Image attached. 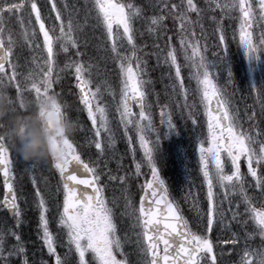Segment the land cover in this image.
I'll use <instances>...</instances> for the list:
<instances>
[{
  "label": "rangeland",
  "instance_id": "rangeland-1",
  "mask_svg": "<svg viewBox=\"0 0 264 264\" xmlns=\"http://www.w3.org/2000/svg\"><path fill=\"white\" fill-rule=\"evenodd\" d=\"M20 2L21 0H0V7H4L9 3ZM27 2L30 6L31 0H27ZM35 2L41 9L42 18H45L46 27H50L53 23L59 25L60 21H55L54 19L55 13L50 11L52 0H35ZM114 2L124 3L125 1L114 0ZM158 2L166 3L170 6L168 9H172L165 22L164 18L162 25L156 27L155 31L150 32L149 17L145 19L147 24L145 22L139 23V18L133 24L136 55L143 61L140 64L139 78L145 81L142 91L145 92L146 104L150 106L146 111V115L151 116L159 136L154 149V161L165 185L183 209L190 227L192 225L196 231L203 233L207 237L217 236L218 230L215 226L217 221H219V217H216V223L211 233L207 232L205 222L200 219V217H205L208 210V189L202 173L199 147L201 143H203L205 148L211 146L208 132L209 116L206 104L202 102V86L194 78L195 69L192 66V61L185 58L181 38L182 35L186 36L188 41L187 54L189 56L192 55V45H196L201 54L206 57L208 67L212 73L210 78L213 79V82L221 91L224 90L227 96L225 98L230 101L229 109H234L235 112H240V110L247 108L249 103H255L260 109L257 92L252 91V93L247 89L248 83L251 84L252 77L256 73L254 69L258 67L256 64L257 56L246 54L240 42L241 16L239 9L230 11L216 6L217 3L223 5L228 3L229 0H193L197 11H191L187 8V0H158ZM55 3L65 23L71 18L80 27L74 33L78 42L76 48L70 46L69 51L65 53L56 49L59 44L55 46L54 50L57 54L52 74L54 76L53 81L73 78L75 83L78 82L74 68L66 67L71 62L78 61L88 69L84 74V78L90 81L89 87L93 91L98 86L100 87L101 96L99 103L101 106L106 107L111 129L110 133L103 131L101 133L100 140L104 146L103 154L95 148L93 143L96 139L95 130L91 120L88 118L86 109L81 108L78 102H67L68 97H73L72 92L67 91L64 86L56 90L52 85L50 94L56 95L60 104L65 108V112L77 124L75 133L69 138L76 149V153L84 159L92 161L93 163L91 162V164L93 166L97 165L102 168L101 180L106 189V197L104 199L108 206L112 208L113 220L116 224L115 235L122 243V249H114V254L118 260H124V256L131 254L130 258L141 264V253L138 257H135L131 250L133 242L136 244V233L139 230L138 228H133L134 218L125 213L131 210L126 209V204L129 200L134 207V193L136 190H141L151 171L146 163L143 149L140 147L135 128L129 125L126 136L124 125L120 120V113L117 111V107L121 102V89L123 87L119 60L113 59V54L110 50L111 41L107 39L103 27L95 19L96 13L93 9V0H55ZM129 3L140 7L139 0H131ZM247 3L251 5L255 16L251 23L252 26L247 31L251 33L252 45L260 49L258 56L262 60L264 56V20L260 19L259 0H247ZM174 5L176 7H173ZM29 11L30 7L26 8L23 16L25 26L29 32L34 29L37 33L35 43L31 48H27L26 57L22 60H17L14 53L11 54L10 63L5 67L6 75L0 76V80L5 85L10 82H16V88L12 85L8 88L13 92H17V84L20 86L22 83L23 86L21 88L24 89L22 98L25 101V105L34 106L35 93L28 90L30 84L26 82L25 77L33 67V56H36L42 63L43 58H46V52L42 51L43 34L39 32V25L35 22L34 13H32L31 25L28 24ZM185 12L188 23L186 32L182 34L181 20L177 17ZM49 16H51V19L48 18ZM142 16H145V14L143 13ZM14 19L16 20L15 17L11 19L7 16L5 17L6 28L11 30L12 38L15 40L10 23V20L14 21ZM14 25L19 26L21 29L20 24L15 21ZM221 29L227 43L226 51L220 50V47H218ZM20 32L22 33V29ZM56 34H59L58 29ZM7 35L6 31L4 37L6 46ZM36 44L41 46L40 49L36 48ZM123 51L128 55H131L132 52L126 40L124 41ZM170 51H174L177 57V65L181 70L180 80L183 82L186 96L179 88L180 80L175 78V66L170 67V58L168 63L165 62ZM77 52H79V55H77ZM259 63V66L263 65L262 61ZM13 64L16 65L15 71L17 75L15 79L10 81L9 77L13 73L11 65ZM132 66L135 71L137 67L135 59L132 60ZM254 77L257 79L256 75ZM218 80L219 82L221 81L222 87L218 84ZM262 81L264 83L263 78ZM174 85L175 88L173 87ZM262 87L264 88V86ZM209 91L211 93V89ZM17 104L20 105V102H17ZM20 110L25 111L26 109L25 107H20ZM132 112L133 119L139 120L140 111H137L133 106ZM169 114L175 125L173 128H169L166 123H161L162 118L166 120ZM193 120H195V123H193ZM238 122H240V119H238ZM239 124L242 125L243 122ZM241 128L240 126L239 130ZM110 135L115 141L111 147H109L108 143ZM128 137H132L131 143H129ZM148 138L155 140V133H152ZM193 144L195 145L193 146ZM7 147L9 149V159L12 161L11 173L13 179L11 183L16 193V203L21 211V223L17 224L16 217L9 219L0 204V229L12 230L20 236L24 255L8 257V251L17 243L15 236H8L5 243L4 257H7V264H24L25 260H27V264H56V257L49 254L47 246L41 238L42 231L40 229V213L37 208L36 189L39 188L40 193L47 201L49 230L55 238L56 253L63 257L64 253L68 251V237L66 230L62 229L58 223L59 212L62 211L64 198L59 172L55 169L53 160L24 161L9 143H7ZM225 156L227 157V154ZM105 163L107 167L104 166ZM138 163L141 165L139 173H137L136 169V164ZM209 168L210 171H214L211 164ZM233 170L231 160L227 157L225 173L231 174ZM110 176L125 177V180H112ZM127 176H131L132 179L129 181L130 184L127 186L126 193ZM33 177L36 179L35 185L33 184ZM136 178L138 179L137 181ZM248 178L249 181H245V186H249L247 189L255 190L254 192L259 191L260 189L256 187V179ZM136 183L138 184V189L135 186ZM213 191L218 211L224 212L230 218H232L233 212H239L240 204L229 203V201H238L235 198L238 195H233L230 190L223 189L218 184ZM254 192L250 197L254 198ZM1 197L2 188L0 182V202ZM263 198L262 201L264 200ZM253 203H256L254 199ZM245 208L246 205L243 204L242 209ZM27 213H29L28 219L26 217ZM237 219H240V217L238 216ZM29 222H31V228ZM225 225L226 217L224 215V220L220 226ZM237 234V237L233 234L229 236L231 239H235L236 253L234 255L235 260L228 264H241L246 250L251 253L264 247V240L258 233V240L252 246H247L246 241L249 238H253V234H248L245 229H238ZM238 243L240 244L239 246H237ZM219 244L226 252L231 250L225 246L226 243L219 241ZM229 246L232 247L233 245L230 244ZM121 251L123 255H121ZM72 259L75 264L78 256L74 255ZM86 259L89 264H96L91 253L86 254ZM258 259L254 255L248 256L250 261H258ZM211 262L209 264H212ZM0 264H6L4 258H0Z\"/></svg>",
  "mask_w": 264,
  "mask_h": 264
},
{
  "label": "snow or ice",
  "instance_id": "snow-or-ice-1",
  "mask_svg": "<svg viewBox=\"0 0 264 264\" xmlns=\"http://www.w3.org/2000/svg\"><path fill=\"white\" fill-rule=\"evenodd\" d=\"M154 7L157 5H153ZM217 7L227 10L239 9L242 13L240 24V42L242 43L245 53L256 57L260 49L254 47L251 43V33L247 28L255 19L251 5L247 0H229L223 5L217 3ZM30 7L28 15V24L32 23V13L35 14V22L39 25V32L43 34L42 51L46 52V58L43 62L33 56V67L29 71L25 80L30 84L29 91L35 93V101H39L42 96H50L52 99V110L48 113L50 117H58L61 114L62 106L56 102V95L50 94L53 85V68L55 66V46L59 44L60 50L67 53L69 47L76 48L78 46L77 39L74 33L80 25L73 22L70 18L67 23L62 20L61 12L57 8L55 0L51 2V12L55 13V21H60L59 25L53 23L50 27H46L45 18H42L41 9L37 6L35 0H31L30 6L27 0H21L20 3H9L4 7H0V76L6 75L5 65L10 63L12 48L16 41L12 38L11 30L6 28L5 17L9 19L15 17L17 23L22 29L23 43L28 47H32L35 43L36 31L33 29L29 32L25 26L23 12ZM173 7H176L175 5ZM260 19L264 20V0H259ZM187 8L191 11H197L193 0H187ZM93 9L95 10V19L97 23L103 27L106 37L111 41V53L113 59L119 60L121 70L122 89L121 102L117 107L120 113L121 123L124 125L125 135L128 134L129 125L135 128L139 138L141 149H143L146 163L148 164L152 181L147 184L146 192L141 197V204L138 211L132 206L129 200L126 204V209H131L125 214L134 218L133 228H138L136 233V243L141 253V264H200V258L209 256L213 253V243L205 235H197L188 228V223L183 216L179 214L177 208L167 200V188L165 182L160 176L158 167L154 161V149L159 139L158 131L155 129L151 116L146 115L147 109L150 107L146 104L145 92L142 91L145 81L140 79V64L143 63L136 55V44L134 39V21L140 18L144 9L131 3H119L114 0H93ZM51 19V16L48 17ZM181 20V33L186 32L187 14L181 13L178 17ZM150 20L149 31L153 32L156 27L162 25L163 16H152ZM57 29L59 34L57 35ZM122 30V31H121ZM7 31V47L5 45V32ZM131 47V55L123 51L124 41ZM220 50L226 51L227 43L221 29L219 35ZM181 45L184 48L185 58L192 61V66L195 69L194 78L198 84L202 86V102L206 104L216 97L217 107L213 111L218 115H212L208 112L209 124L208 132L210 137V147L205 148L203 143L199 147L200 161L202 165V173L207 183V198L208 210L205 217H200L205 222L207 232L213 231L216 217L222 223L224 213L218 211L213 191L218 184L221 188L230 190L233 195H238L241 201L246 205L245 211L250 213L251 219L256 225V233L264 237V204L260 208L253 206V197L248 195L245 188V179L240 171L241 157H245L248 164V171L253 178L256 179V187L261 190V195L264 196V178L258 175L257 168L253 167L255 163L257 167L264 164V141L258 140L259 136L264 135V131H257L253 136L249 132L239 130L238 123L239 114H231L229 111L230 101L223 99L221 101L222 92L211 79V70L208 67L206 57L201 54L196 45H192V55L187 54L188 41L186 36L182 35ZM40 45L36 44V48L40 49ZM218 54V53H217ZM79 55V52H77ZM170 67L175 66V78L180 80L181 70L177 65V57L174 51L168 53L166 63L169 62ZM137 62L136 70L132 66V60ZM13 69L12 76L9 80L16 78V65H11ZM68 68H74L75 77L78 81L80 91V102L87 111L88 118L91 120L95 130L96 139L93 141L95 148L101 154L104 153V146L100 140L101 133L111 132L109 120L105 106H101L99 98L101 90L98 86L93 91L89 85L90 81L84 78V74L88 69L80 62H71L66 65ZM106 84V82H105ZM175 88V85L173 86ZM179 88L186 96L184 85L180 80ZM211 89V93L210 90ZM253 89H256L253 86ZM24 89L17 84V94L20 97V106H25L23 97ZM257 99L260 101L259 114L252 112L248 116L249 121L257 119V115L261 120H264V90H257ZM135 102L140 108L139 120L133 119L131 104ZM254 107V106H253ZM161 123H166L169 128L175 125L172 122L170 114L165 120L162 118ZM195 123V120H193ZM259 129V123L253 125ZM155 133V140H150L148 137ZM129 143L132 142V137H128ZM7 140L0 137V171L3 173L4 183L6 186V194L4 203L8 211L12 212L17 219V224L21 223V211L16 203L17 197L10 182L13 177L11 173L12 161L9 159V149ZM109 147L113 146L115 141L110 135L108 138ZM259 143V151L253 146ZM64 144L67 148V159H53L54 167L59 172L64 198L62 211L59 212L58 223L62 229L66 230L68 237V251L61 257L56 253L55 238L49 230L48 206L47 201L40 193L39 188L36 189L38 198L37 208L39 209V222L42 231V240L47 246L48 252L56 257V264H74L72 257L78 256L75 264H89L86 259V254L91 253L96 264H127V258L118 260L114 254L115 250L122 249V243L116 237V224L113 220V211L103 198V188L100 186V175L97 167L89 163H85L70 140L65 139ZM222 153H226L231 160L233 171L231 174L225 173V162L221 159ZM214 168L210 171L209 165ZM107 167V164L104 165ZM141 165L136 164L137 173H139ZM82 170V172H81ZM110 179L121 181L125 177L110 176ZM33 184H36V179L33 177ZM83 186V188H81ZM91 189V194L87 191ZM227 195V192H226ZM151 196V200H149ZM231 203V201H229ZM239 212H233L232 219L236 220ZM227 227V225H226ZM251 235V234H250ZM8 236H15L17 243L8 251V257L13 255H24V248L21 243V238L12 230L0 229V258H4L7 264V257H4L5 243ZM235 243V239L232 241ZM162 246V247H161ZM161 252L163 255H161ZM121 255L123 252L121 251ZM249 255L259 257L264 256V253L253 251L249 253L245 251L242 257L241 264H264V261H250ZM212 264H216L215 255L211 256ZM27 264V260L24 261Z\"/></svg>",
  "mask_w": 264,
  "mask_h": 264
},
{
  "label": "clouds",
  "instance_id": "clouds-1",
  "mask_svg": "<svg viewBox=\"0 0 264 264\" xmlns=\"http://www.w3.org/2000/svg\"><path fill=\"white\" fill-rule=\"evenodd\" d=\"M56 102L60 104L57 98ZM20 107L0 80V137H4L24 161L67 159L64 141L77 129L67 112L62 110L58 117H50V96H42L34 106L25 105V111H20ZM257 252L264 253V247ZM259 260L264 261V256Z\"/></svg>",
  "mask_w": 264,
  "mask_h": 264
},
{
  "label": "water",
  "instance_id": "water-1",
  "mask_svg": "<svg viewBox=\"0 0 264 264\" xmlns=\"http://www.w3.org/2000/svg\"><path fill=\"white\" fill-rule=\"evenodd\" d=\"M217 107H221V105H217V103H216V97H214V98L211 99V102L209 104V110L212 112V115H214V116L215 115H218L217 112L213 111ZM81 172H82V170H81ZM0 177H1L2 184H3V189H4V194H3V199H2V205L7 209V207H6L5 203H4V198H5V194H6V186H5V183H4V177H3L2 171H0ZM151 181H152V179H149L148 182H147V184L149 182H151ZM147 184H146V186L143 189L142 195L140 196L139 203H138V208L140 207V204H141V197H143L145 195ZM81 188H83V186H81ZM87 191L89 192V194H91V189H87ZM149 200H151V196H149ZM167 200L171 202V200H170V198H168V196H167ZM7 211H8V209H7ZM8 212H9L10 215L12 214V212H10V211H8ZM161 255H163L162 252H161Z\"/></svg>",
  "mask_w": 264,
  "mask_h": 264
},
{
  "label": "trees",
  "instance_id": "trees-1",
  "mask_svg": "<svg viewBox=\"0 0 264 264\" xmlns=\"http://www.w3.org/2000/svg\"><path fill=\"white\" fill-rule=\"evenodd\" d=\"M151 1H153V0H151ZM169 8H170V7H169ZM262 59H263V61H262V62H263V66H264V56H263ZM101 173H103V171H101Z\"/></svg>",
  "mask_w": 264,
  "mask_h": 264
}]
</instances>
